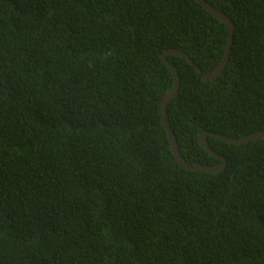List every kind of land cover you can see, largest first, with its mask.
<instances>
[{"label": "trees", "instance_id": "1", "mask_svg": "<svg viewBox=\"0 0 264 264\" xmlns=\"http://www.w3.org/2000/svg\"><path fill=\"white\" fill-rule=\"evenodd\" d=\"M229 62L167 118L189 165L208 132H264V0H205ZM227 26L196 0H0V264H264V139L208 136L186 171L161 122L176 49L204 74Z\"/></svg>", "mask_w": 264, "mask_h": 264}, {"label": "water", "instance_id": "2", "mask_svg": "<svg viewBox=\"0 0 264 264\" xmlns=\"http://www.w3.org/2000/svg\"><path fill=\"white\" fill-rule=\"evenodd\" d=\"M198 4H200L209 14L223 22L227 28L229 29L230 36L228 39V43L225 48V53L223 57V61L221 62L220 66L212 73L210 74H204L202 70L199 68L198 65L195 64V62L183 51L181 50H176V49H170L166 51L163 54L162 59L167 63L172 75H173V80H174V86L173 90L169 92L168 94L165 95L163 102H162V115H161V122L163 127L166 129L170 144H171V149L172 153L176 159V161L180 164V166L186 170V171H196V172H203V173H208V174H216L224 171L227 167V161L224 157L219 156L216 154L211 147L209 146V141H208V136H213L223 142H226L228 144L232 145H244L248 144L250 142H256L261 139H264V132L256 133L251 136L242 138V139H233V138H228L224 137L221 135H214L210 134L208 132L201 133L199 136V142L201 146L208 151V153L215 159L221 160V163L216 165V166H200V165H189L187 162L184 161L183 156L181 155V152L179 151L178 148V143L176 136L171 128V125L169 123V120L167 118V109L170 104V102L177 96L181 84V78L180 75L175 68V66L167 61L166 57L168 55H173L176 57H179L183 60H185L187 63H189L198 74L201 75L203 81H212L217 79L225 70V68L228 65L230 54H231V45L233 43V37H234V31H235V26L230 18H228L223 12L217 10L213 6H211L209 3H207L205 0H196Z\"/></svg>", "mask_w": 264, "mask_h": 264}, {"label": "bare ground", "instance_id": "3", "mask_svg": "<svg viewBox=\"0 0 264 264\" xmlns=\"http://www.w3.org/2000/svg\"><path fill=\"white\" fill-rule=\"evenodd\" d=\"M220 77V76H219Z\"/></svg>", "mask_w": 264, "mask_h": 264}]
</instances>
